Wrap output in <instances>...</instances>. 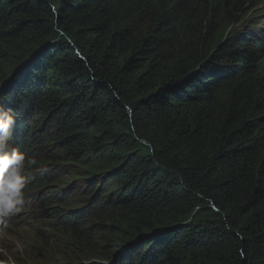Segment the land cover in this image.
<instances>
[{"label": "trees", "instance_id": "trees-1", "mask_svg": "<svg viewBox=\"0 0 264 264\" xmlns=\"http://www.w3.org/2000/svg\"><path fill=\"white\" fill-rule=\"evenodd\" d=\"M261 2L0 0L30 222L65 240L35 259L264 264Z\"/></svg>", "mask_w": 264, "mask_h": 264}, {"label": "clouds", "instance_id": "clouds-1", "mask_svg": "<svg viewBox=\"0 0 264 264\" xmlns=\"http://www.w3.org/2000/svg\"><path fill=\"white\" fill-rule=\"evenodd\" d=\"M15 123L12 110L5 109L0 103V230L7 227V218L21 210L25 191L29 190L27 181L34 178V173L25 172L26 167L38 165L35 158L26 160L23 152L10 146ZM40 171L44 172L46 168L40 167Z\"/></svg>", "mask_w": 264, "mask_h": 264}, {"label": "rangeland", "instance_id": "rangeland-1", "mask_svg": "<svg viewBox=\"0 0 264 264\" xmlns=\"http://www.w3.org/2000/svg\"><path fill=\"white\" fill-rule=\"evenodd\" d=\"M263 12L264 0H262L260 7L247 14L245 17V23H254V19L258 20L259 16L263 15ZM259 24L261 25V22H259ZM232 27L228 30V33L234 31ZM209 207L214 209V206L211 204ZM24 214L25 212L20 213L17 216L15 223L11 225L10 229H8V233H6L5 230H0V264H18L17 256H20L23 259H26L25 257L28 256L27 258L31 261L41 264L43 263L41 262L43 259H35L37 256L45 253L48 254L51 251V246H55L54 242L57 241V243H63V241H65L63 237H57L52 233L46 224L38 229L32 227L34 224H24L21 221L25 216ZM23 250L26 251V253ZM56 259L58 263L63 260V258L59 257Z\"/></svg>", "mask_w": 264, "mask_h": 264}, {"label": "bare ground", "instance_id": "bare-ground-1", "mask_svg": "<svg viewBox=\"0 0 264 264\" xmlns=\"http://www.w3.org/2000/svg\"><path fill=\"white\" fill-rule=\"evenodd\" d=\"M28 173H30V172H28ZM27 204L26 203H24L22 206H26Z\"/></svg>", "mask_w": 264, "mask_h": 264}, {"label": "snow or ice", "instance_id": "snow-or-ice-1", "mask_svg": "<svg viewBox=\"0 0 264 264\" xmlns=\"http://www.w3.org/2000/svg\"><path fill=\"white\" fill-rule=\"evenodd\" d=\"M121 264H122V262H121Z\"/></svg>", "mask_w": 264, "mask_h": 264}]
</instances>
